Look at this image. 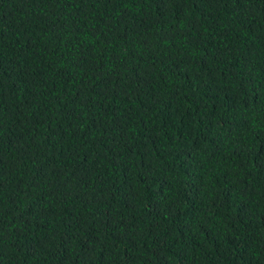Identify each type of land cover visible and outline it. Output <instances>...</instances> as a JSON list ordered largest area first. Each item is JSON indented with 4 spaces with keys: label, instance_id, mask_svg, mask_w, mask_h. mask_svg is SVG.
<instances>
[{
    "label": "trees",
    "instance_id": "1",
    "mask_svg": "<svg viewBox=\"0 0 264 264\" xmlns=\"http://www.w3.org/2000/svg\"><path fill=\"white\" fill-rule=\"evenodd\" d=\"M0 264H264V0H0Z\"/></svg>",
    "mask_w": 264,
    "mask_h": 264
}]
</instances>
